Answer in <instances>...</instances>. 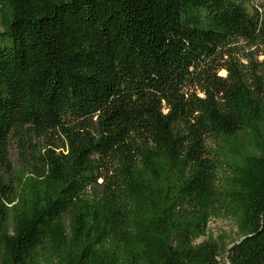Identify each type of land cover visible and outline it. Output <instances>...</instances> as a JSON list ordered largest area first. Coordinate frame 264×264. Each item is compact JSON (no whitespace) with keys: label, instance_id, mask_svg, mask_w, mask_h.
Returning a JSON list of instances; mask_svg holds the SVG:
<instances>
[{"label":"trees","instance_id":"1","mask_svg":"<svg viewBox=\"0 0 264 264\" xmlns=\"http://www.w3.org/2000/svg\"><path fill=\"white\" fill-rule=\"evenodd\" d=\"M0 27V264H264V0H0Z\"/></svg>","mask_w":264,"mask_h":264},{"label":"rangeland","instance_id":"2","mask_svg":"<svg viewBox=\"0 0 264 264\" xmlns=\"http://www.w3.org/2000/svg\"><path fill=\"white\" fill-rule=\"evenodd\" d=\"M256 4L261 3L263 0H253ZM1 30V27H0ZM24 152L21 147L12 145L11 147V159L14 164L21 162L23 159ZM207 236L199 238L198 241H203L208 236H213L222 245V255L220 258L222 261L227 263V251L232 246L233 242L240 238V233L235 220L231 217L220 216L214 217L209 221Z\"/></svg>","mask_w":264,"mask_h":264}]
</instances>
